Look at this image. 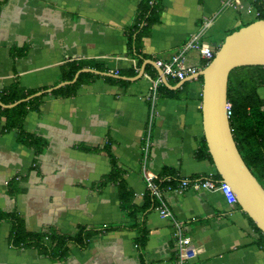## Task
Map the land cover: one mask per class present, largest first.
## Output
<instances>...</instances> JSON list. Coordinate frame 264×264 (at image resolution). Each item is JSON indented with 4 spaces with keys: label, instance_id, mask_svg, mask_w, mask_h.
<instances>
[{
    "label": "crops",
    "instance_id": "obj_1",
    "mask_svg": "<svg viewBox=\"0 0 264 264\" xmlns=\"http://www.w3.org/2000/svg\"><path fill=\"white\" fill-rule=\"evenodd\" d=\"M141 0H0V87L18 80L39 92L58 85L67 62L92 60L122 82L101 76L69 98L45 95L29 112L23 131L40 139L36 154L17 141V132L0 128V212H17L29 232L54 230L73 235L79 227L97 231L85 249L71 247L63 261H52L34 249H12L11 226L0 223V264H141L134 220L120 207L118 186L101 182L111 159L133 195L135 222L145 229L142 258L146 264H174L175 239L169 220L146 203L141 173V146L151 118L148 169L182 179L215 176L213 164L196 159L205 143L199 78L167 79L151 117L149 91L160 77L157 61L168 62L199 32L212 24L201 43L216 52L230 32L253 21V0L225 6L226 0H160L158 22L137 52L128 31ZM24 53L23 56L20 53ZM185 65L201 67L196 51ZM98 72V71H97ZM117 72H133L121 76ZM142 72L140 77L139 74ZM93 74V73H91ZM174 216L184 223L198 250L189 264H264V240L237 204L219 190L164 193ZM154 203V202H153ZM116 227V230L101 231Z\"/></svg>",
    "mask_w": 264,
    "mask_h": 264
},
{
    "label": "trees",
    "instance_id": "obj_2",
    "mask_svg": "<svg viewBox=\"0 0 264 264\" xmlns=\"http://www.w3.org/2000/svg\"><path fill=\"white\" fill-rule=\"evenodd\" d=\"M252 7L257 15L253 21L244 23L242 27L256 20H264V0H253ZM160 12V0L140 1L135 24L127 33L128 45L130 46V50H133L134 54L138 55L137 52L139 51L142 40L149 35L152 25L158 22ZM240 28L241 27L238 29ZM20 55L23 56L24 53L22 52ZM84 68L92 69L100 73L107 72L103 65L92 60L71 61L62 66L59 82L71 81L76 72ZM117 74L128 77L135 75L133 72H117ZM100 77L99 75L91 73H82L78 76L75 83L56 89L50 94L53 97H72L76 94L77 90L82 85L87 84L89 80ZM103 78L110 82H122L121 80L110 77ZM199 80L202 82L201 77ZM261 88H264V67L262 66L238 67L229 74L227 101L231 105L229 125L233 140L245 165L264 189V99L258 94V90ZM162 91L168 90L163 85H160L157 89V99ZM37 92L39 91L24 88L18 80H14L11 84L0 87V102L3 105H10ZM44 96L45 95L34 97L10 109H2L0 107L1 131H16L17 141L20 144L34 149L37 155L44 150L45 144L40 139L26 134L23 131V123L28 113L37 108ZM196 159L207 160L212 164V160L204 143L199 148ZM159 177L162 179L161 183H159L160 188H166L167 186L176 187L180 181H177L173 175L166 173L159 175ZM214 178L220 180L217 173ZM106 183H113L118 186L120 207L126 215L134 220V223H132V226L129 228L137 233L135 244L140 252L141 264H146L142 258V250L146 244L147 233L143 226L135 222L139 209L132 204L133 195L122 180L121 173L112 159L111 172L100 184L102 186ZM146 195V203L142 209H147L150 206L156 208L157 201L153 198L151 193L147 191ZM247 218L250 220L248 216ZM2 222L10 223L11 232L9 245L12 249H34L40 256L58 262L69 257L72 246L85 249L89 240L97 232L92 229H86L85 227H79L77 232L73 235L60 234L52 229L42 232H29L24 226L23 218L14 211L9 213L0 212V223ZM250 222L253 229L260 234L264 240V235L256 228L251 220ZM116 229L118 228L108 227L101 231L106 232L107 230Z\"/></svg>",
    "mask_w": 264,
    "mask_h": 264
},
{
    "label": "water",
    "instance_id": "obj_3",
    "mask_svg": "<svg viewBox=\"0 0 264 264\" xmlns=\"http://www.w3.org/2000/svg\"><path fill=\"white\" fill-rule=\"evenodd\" d=\"M153 66L154 62L151 63ZM245 66L264 67V20H256L247 26L228 34L213 59L192 78H202L201 110L202 126L206 147L215 172L220 181L227 184L235 198L236 204L250 218L256 228L264 235V189L257 182L245 165L233 140L227 116V86L232 70ZM161 82L169 87L167 79L157 68ZM82 73H93L118 78L111 73H100L92 69H81L71 81L59 83L55 87L37 92L27 98L2 109H10L34 97L76 82ZM142 75V72L138 77Z\"/></svg>",
    "mask_w": 264,
    "mask_h": 264
},
{
    "label": "built area",
    "instance_id": "obj_4",
    "mask_svg": "<svg viewBox=\"0 0 264 264\" xmlns=\"http://www.w3.org/2000/svg\"><path fill=\"white\" fill-rule=\"evenodd\" d=\"M225 6H234L239 8L242 6L241 0H226ZM213 19L205 20L200 31L193 34L190 39L182 46V48L176 53L168 62L157 61L155 64L161 69L163 76L166 79L173 78L177 80H183L186 77L194 76L199 70L204 68L214 57L215 52L207 48L201 43L200 36L202 32L212 24ZM189 51H196L203 65L201 67L187 66L185 65V56ZM162 85L160 77L152 81L149 93V100L151 110V117L153 115V107L157 101V89ZM227 116L231 115V105H226ZM151 121V118H150ZM147 128L146 135L141 146L142 163L141 173L146 186L147 191L151 193L153 198L157 201L155 210L158 212L160 218L169 220L173 227V235L175 239V263L174 264H189V261L197 255L198 250L191 244L190 239L186 235L184 223L179 221L172 211L170 210L166 200L164 199V193L166 192H183L187 189L195 191L207 190L214 191L219 190L225 196L228 204H236V198L231 188L215 179L213 176L205 178H193L182 179L178 182L176 187L167 186L166 188H160L159 183L162 179L158 174L153 173L148 169L149 152H150V140H151V122Z\"/></svg>",
    "mask_w": 264,
    "mask_h": 264
},
{
    "label": "rangeland",
    "instance_id": "obj_5",
    "mask_svg": "<svg viewBox=\"0 0 264 264\" xmlns=\"http://www.w3.org/2000/svg\"><path fill=\"white\" fill-rule=\"evenodd\" d=\"M258 94L262 99H264V88L259 89Z\"/></svg>",
    "mask_w": 264,
    "mask_h": 264
}]
</instances>
